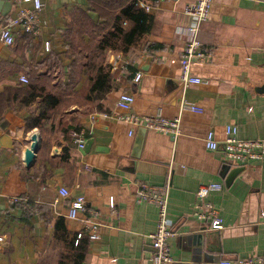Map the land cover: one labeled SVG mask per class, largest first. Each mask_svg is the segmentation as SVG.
<instances>
[{"label": "crops", "instance_id": "obj_1", "mask_svg": "<svg viewBox=\"0 0 264 264\" xmlns=\"http://www.w3.org/2000/svg\"><path fill=\"white\" fill-rule=\"evenodd\" d=\"M194 1H141L143 7L152 5L145 7L153 17L151 30L127 52H106L102 63L111 66L114 88L103 100L84 98L87 57L72 72L75 57L69 45L82 48L98 40L91 25L98 13L88 0H43L40 34L19 27L13 45L0 41V264H59L66 243L57 235L66 233L71 241L85 226L69 217L61 186L70 189V198L85 196L99 212L94 218L101 223V239H89L81 264H154L150 234L159 211L154 203L136 200L140 182L170 184L171 264H213L264 254V158L229 160L224 146L230 124L241 138H264V93L257 91L264 83V0L213 1L199 34L212 57L193 65V72L209 82L185 86L180 58L193 18L184 8ZM46 71L50 78L41 76ZM138 71L143 76L136 82ZM71 72L74 87H57ZM21 75L47 83L62 98L43 128L28 127L36 103L19 106L14 101L15 90L28 84ZM124 91L135 95L139 113L181 114L183 133L175 137L136 127L131 135L132 125L119 118L124 110L117 106ZM185 99L204 111L183 108ZM72 128L85 130L92 144L77 148ZM36 130L41 148L29 167L24 151ZM210 130L219 142L216 149L206 144ZM88 163L92 171L86 170ZM208 182L224 184L207 197L224 219L222 229H211L194 214L196 191ZM11 195L30 196L40 203L39 211L11 204Z\"/></svg>", "mask_w": 264, "mask_h": 264}, {"label": "built area", "instance_id": "obj_2", "mask_svg": "<svg viewBox=\"0 0 264 264\" xmlns=\"http://www.w3.org/2000/svg\"><path fill=\"white\" fill-rule=\"evenodd\" d=\"M214 0H197L187 3L184 11L193 18V23L189 26V39L181 54V80L185 86L191 84L208 83L205 79L193 72V65L197 62H207L212 57V51L204 46L200 39V30L202 24L210 17ZM13 7L9 15L0 18V41L6 45H13L16 41V28H21L25 32L38 35L41 32L42 21L40 12L44 8L43 0H12ZM151 4L144 7L150 9ZM47 50L51 49V41L45 42ZM143 74L141 71L136 72L135 81L141 80ZM20 79L24 83H29L30 78L27 75H21ZM136 97L133 93L121 92L117 100V106L124 110L119 118L124 122L132 125L130 134L134 133L136 127H146L163 131L180 136L183 133L181 114L168 117L163 113L143 114L134 110ZM183 108H190L197 112H203L204 108L188 100H183ZM107 116V113H103ZM239 129L236 125L230 124L226 128V137L224 140L226 158L238 162L260 161L264 158V138L245 139L238 136ZM70 136L74 144L80 150L86 147L87 133L83 129L72 128ZM206 144L209 148L216 149L219 142L214 136V132L210 130L206 137ZM86 170L92 171L93 166L86 164ZM224 184L221 182L202 183L197 191V201L194 207V214L201 220L209 222L211 229H222L224 227V219L219 209L207 199L214 190H221ZM60 197L68 201L69 217L81 219L85 226L77 233L76 244L81 238L89 237L90 240L101 239L100 226L101 223L94 217L98 215V211L92 209L86 203V198L79 195L75 198L71 197V191L66 186L59 189ZM9 202L14 205H20L31 213L39 211L40 203L28 195H11ZM136 200L138 202H151L157 205L159 218L156 229L150 234L153 252L154 264H171L173 256L170 247V239L174 232L169 223V203H170V184L158 186L146 182H140L137 187ZM112 207L115 201L111 202ZM85 214L86 217L83 215ZM0 240L2 237L0 236ZM205 264V263H201ZM209 264V263H208ZM213 264H264L263 255H253L248 257H237L234 259H224Z\"/></svg>", "mask_w": 264, "mask_h": 264}, {"label": "trees", "instance_id": "obj_3", "mask_svg": "<svg viewBox=\"0 0 264 264\" xmlns=\"http://www.w3.org/2000/svg\"><path fill=\"white\" fill-rule=\"evenodd\" d=\"M92 10L98 13V20L91 18L94 45L76 47L74 42L69 45L71 54L74 55L73 68L87 57L86 71L89 72L88 89L84 90V98L89 102L103 100L113 90L114 74L109 64L102 63L108 50L127 52L132 46L139 45L151 30L153 17L141 5L145 0H88ZM147 1V0H146ZM156 2V0H154ZM153 3V2H151ZM88 17V16H87ZM84 52L87 54L84 55ZM68 81L61 80L60 86L66 89L74 87L75 77L72 74ZM42 77L50 78L47 71ZM14 101L20 106L37 104V110L28 118V127L43 128L45 120L49 119L58 109L62 98L56 91L49 88L47 83H40L35 77L30 82L15 90ZM16 105L15 103L13 104ZM60 229V228H59ZM66 244L60 252L59 264H81L87 253L89 237H84L76 244L77 234L71 241L68 235H57Z\"/></svg>", "mask_w": 264, "mask_h": 264}, {"label": "water", "instance_id": "obj_4", "mask_svg": "<svg viewBox=\"0 0 264 264\" xmlns=\"http://www.w3.org/2000/svg\"><path fill=\"white\" fill-rule=\"evenodd\" d=\"M13 7L12 0H0V18L9 15ZM259 93H264V83L257 87ZM143 130H148L146 127H141ZM143 135H140L137 139L136 147L139 149L143 143ZM41 132L36 130L31 136V144L26 147L24 151V161L27 166H31L35 161L37 154L41 148ZM93 140L89 139L86 147H89L92 144ZM237 171V170H236ZM234 175V174H233ZM233 175L231 177H233ZM230 177V178H231Z\"/></svg>", "mask_w": 264, "mask_h": 264}]
</instances>
